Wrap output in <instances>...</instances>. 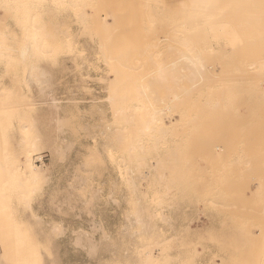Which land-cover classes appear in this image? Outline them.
<instances>
[{
    "label": "rangeland",
    "instance_id": "1",
    "mask_svg": "<svg viewBox=\"0 0 264 264\" xmlns=\"http://www.w3.org/2000/svg\"><path fill=\"white\" fill-rule=\"evenodd\" d=\"M8 1L16 2L18 0ZM37 1L40 3H38V9L42 8L39 12L44 11L41 14L43 17L40 15V18L29 19L6 18L7 30L4 41L8 46L11 45L13 51L11 55L13 53L14 58L19 57L18 54L23 48V44L26 45L31 42L33 37L32 26L37 27V42H39L37 46L39 44L42 46H38L39 50L35 53L36 55L34 54L35 57L38 54L37 58L31 55L33 58H26L23 62L16 58L17 61L9 64V67L0 63V109L2 110H0V163H2L0 172L3 173V176L0 174V264H62L60 258L72 264H264V176L262 177L260 174L259 177L257 174L255 175L257 177L252 176L259 171L258 169H261L258 168L259 162L260 167L264 169V160L259 162L257 160L261 159L264 153L261 158L256 160L254 158V161H257L256 164H248L253 160L244 147L252 139L254 144L257 140L260 142L258 145L264 144L263 136V139L259 140V137L261 139L260 133L256 132L259 134L257 135L255 130L253 134L249 131V128L255 127L253 123L249 128V124L245 125L247 128L245 129L242 123L244 120L241 119L240 123L243 125L239 124L243 128L240 127L242 129H240L241 135L239 133L237 138L241 136L239 140H244L243 138H248L249 134L250 136L252 134L253 138H248L251 141L246 138L243 143L239 144L238 150L234 153L236 157L225 167L227 174L224 171L225 176L219 178L221 182L217 180V187L214 188L216 194L214 193L213 201H218L220 198L219 201L230 203L231 206H227V203L224 205L220 202L217 204L213 202L216 211L212 208L213 210L211 209L210 212L197 218L196 207L202 201L186 199L180 190L177 191V189L182 190L181 186L183 185L182 182V185H179L180 188L177 187L182 180L180 175L179 177L175 173L172 175L174 170L176 173L177 170L180 171L178 158L181 155L179 153H182L179 149H183L180 144L181 141L177 142L179 145L177 150L179 151L171 146L174 143L169 140H163L157 145V148H154L155 141H152L151 137L156 136V133L154 134L153 131L145 132L146 130L144 131L140 128L141 125H138L145 118L148 120V114L142 117V120L139 116L135 120V114L131 113L134 100L140 98L137 88H142V86H139V82L144 86L149 81L160 82L161 79L158 80V78L164 76V81L161 80L163 82L160 84L161 86L158 85L159 87L156 88L157 84L152 86L150 82L149 86L157 91L160 88L159 96L164 93L169 98V94L163 92L168 90L167 88L165 90V87L169 86L170 82L177 81V77L193 75L194 71L190 68L196 66L201 60L203 63L199 62L198 64L208 68L214 62L215 57L219 59L220 62L216 61L217 63L214 62L209 67L211 72L208 73H212L211 75L214 74V76L219 75L217 77H220L222 82L225 77L244 76V68L248 66L247 60L250 58L247 51H251V46L259 48L260 45L259 37L255 36L256 39L258 38L257 45L256 39H252L250 35L252 31L258 32L259 30L256 28V23L259 24L258 18H264V0H202L198 4H178L176 6H169L163 0H154L153 2L151 0ZM54 3L56 5L53 6ZM128 3L129 6H127ZM44 6L47 10L44 9ZM233 6L237 7L234 8ZM116 11L118 12L116 13ZM83 16L85 17L83 18ZM68 18H71L70 27H68ZM83 38L94 48L92 63H90L86 47L84 48L79 43ZM111 41L112 43H110ZM40 51H45L46 54H41ZM48 51H52V53L49 54ZM217 52L219 54L215 55ZM143 53L145 54L143 55ZM188 53L189 55H187ZM244 53L248 55L246 56ZM193 54L197 60L198 55L201 56V60H196V64ZM185 56L190 58L192 56L191 59L194 61L192 64H194L192 65L185 60ZM181 57L182 59H180ZM204 57L206 60L209 57L207 66L204 64L206 62ZM151 58L152 61L149 60L148 62V59ZM153 62L156 64L154 65ZM174 62L177 63L173 64ZM209 62L212 63L209 64ZM198 64L197 66H199ZM28 65L38 66V72H43V75L39 76V81L32 80L27 74ZM121 65L127 67V70L125 69L127 72H124V66ZM181 66L183 68L186 66L188 71L179 70L183 69ZM158 67H161L160 71ZM162 67L165 69L162 70ZM142 68L145 70L144 72ZM170 68L174 69L171 70ZM15 69L16 75L14 74ZM182 71L185 75L182 74ZM226 71L227 73H225ZM178 72L179 75H177ZM195 72L198 71L195 70ZM204 72L205 70H202L201 74ZM175 73L177 74L175 75ZM205 73L207 74V72ZM170 74L174 75L173 77L176 79H171L173 77ZM206 74L204 75L206 76ZM242 79L244 78L242 77ZM167 80L171 81L167 83ZM212 80L216 81L217 79ZM220 80L217 81L221 82ZM240 80L237 81L240 83L245 81ZM184 81L187 82L188 80L183 79ZM111 83H117L113 87L116 91V94L112 96L113 98H109L107 93L108 85ZM249 85L252 84L249 82ZM172 87L176 88V86ZM243 87L246 88L240 86L239 90H244ZM148 91L149 89L144 90V93L146 94ZM130 95L136 96L129 99ZM124 96H128L127 100ZM152 96L150 99H155L154 96L151 98ZM159 96H156L155 101ZM254 96H250V99L248 98L249 100L247 99L243 104L247 105L248 101L253 99V101L259 102H257V107L264 106V93L261 98ZM144 98L140 99L143 100ZM160 100L163 101V98ZM158 101L157 105L155 103L156 106L152 105L153 100L147 103L151 104V107H156L157 110L158 107H161L160 110L164 109L162 107L167 102L163 101V105L158 106ZM149 104H146L147 113L150 109ZM244 106L242 105L238 109V114H243L240 117L248 115L251 111L253 115L256 113H253L256 110L254 104V107L250 104L247 107ZM252 108L255 110L253 111ZM258 111V115L255 114L256 119L253 118L252 120L250 118L252 116H248L249 119L246 117L248 119V121L245 120L246 123L253 121L254 124H260L261 121L259 120H263L264 123V115L262 114L264 112H260L263 115V118L261 115L260 118ZM161 114L156 115L158 117ZM121 118H125V120ZM254 119L256 122L258 119V122L255 123ZM256 128L258 129L257 126ZM137 129H139L138 133H136ZM245 130L249 131L246 132L248 136L243 134ZM141 131L143 134H140ZM259 131L262 132L260 128ZM30 135L35 136L31 137ZM36 136L38 149L32 153V164L39 172V178L37 185H30L31 182L26 180L24 176L16 174V172L13 173L14 175H10L8 172L16 167L15 161L29 148L30 138H36ZM236 140L238 141V139ZM246 140L247 143H245ZM255 147L256 144L252 146L254 151ZM174 150L176 153L173 155ZM251 152L252 157H254L255 152ZM212 153L214 156L218 155L217 150L212 151ZM241 155L242 158L239 159L238 157ZM147 156L153 158L149 161ZM174 156L178 157V161L173 162L176 165L172 163L175 160ZM147 161L152 164L150 165ZM158 161L161 164L157 165ZM155 164L158 169L159 167L163 168L164 172L156 168L155 174L154 170L151 169L152 165L156 167ZM250 165L253 166V170H250L253 174L247 177ZM239 167L241 170L244 169L241 171ZM255 167L257 169H254ZM168 168L169 171L166 170ZM234 170L236 171L235 174ZM262 172L264 173V171ZM151 173H154L153 177H151ZM242 174L246 175L243 177ZM171 176L173 177L171 178ZM154 177L160 180L158 181ZM254 178L255 182L253 181ZM162 180L169 181V188H163V184H160ZM233 180L236 183H233ZM246 180L251 183H248V190L245 191L244 189L247 188L244 181ZM131 181L133 185L136 184V187L134 186L136 190L139 188L138 193L132 187L133 185H130ZM227 181H230L234 190H237L235 186H238L237 184L240 182L244 184V189L242 185L240 189L237 187L240 190L239 193L234 194L235 191H231L232 188L227 191V187H225ZM170 182L174 183L173 186L177 188L176 190L170 186L172 185ZM230 184L228 182V188ZM219 186H221L222 191L221 189L218 190ZM157 190L163 192L164 196L167 195L165 198H163L164 196L160 198L164 204L160 208L157 206L159 202L157 204L153 199ZM225 193L226 195H224ZM228 193L229 195H227ZM180 194L184 196V200L181 196L179 197ZM137 195L138 197H136ZM235 195L236 200L242 196L236 204L234 203L235 199H233ZM145 196L146 199L144 200ZM168 197L170 198L167 199ZM243 198L245 203L249 205L241 201L244 200ZM247 198H249V202L246 201ZM180 200H182L183 208ZM191 201L198 203L195 206L194 202V206H191ZM184 202L190 203L185 204L188 207L184 205ZM217 206L227 208V210L229 207L233 210L230 209L228 212L225 209V211L219 212L223 208L218 209ZM259 206L263 209L261 215ZM154 207L160 209V216L166 218L163 219V222L169 221L162 223L160 221L162 219L155 217ZM252 207L255 212H253ZM246 209L252 211L249 213ZM244 210L246 214L248 212L251 218L248 214L243 213ZM207 215L211 216L208 217ZM138 217L143 218V222L145 220L148 222L137 224L136 219ZM26 227L31 233V238L28 242H23L21 236ZM58 258L60 262H58Z\"/></svg>",
    "mask_w": 264,
    "mask_h": 264
},
{
    "label": "bare ground",
    "instance_id": "2",
    "mask_svg": "<svg viewBox=\"0 0 264 264\" xmlns=\"http://www.w3.org/2000/svg\"><path fill=\"white\" fill-rule=\"evenodd\" d=\"M127 1H129V0H127ZM131 1V0H130ZM202 0H183L182 2H178L179 4H181V5H185V4H190V5H192V4H198V3H200ZM177 2V1H176ZM236 2V4H237V1H235ZM38 3H39V1H37V0H33V1H30V0H18V1H16V2H9L8 0H0V63H2V64H4L6 67H9V64H11V63H13L14 61H17V59L19 58L20 59V61H24L26 58H28V59H30V57H31V55H33L34 56V54L37 52V50H39L38 49V46H42L41 44H39L38 46H37V44L39 43V42H37L38 41V39H37V33H36V31H37V27L36 26H32V30H33V32H32V35H33V37L31 38V42L29 43V44H31V45H29V44H26V45H24L23 44V48H21V50L19 51V57L17 58L16 56V58H14L12 55H13V53H12V55H11V52H13L12 50H11V45L9 44V46H8V44L4 41V38H5V34H6V30H7V25H6V18H22V19H25V18H27V19H29V18H40V15L41 14H43L44 13V11H40L39 12V10H42V8L41 9H38ZM100 3V2H99ZM122 3V2H121ZM40 4V3H39ZM235 3H234V5H236ZM54 5H56L55 3L53 4V6ZM121 5V4H120ZM58 6V5H57ZM99 6V5H98ZM122 6V5H121ZM127 6H129V3H128V5ZM39 7H40V5H39ZM59 7V6H58ZM124 7V6H123ZM234 8H236L235 6H233ZM46 8V6H44V9ZM99 8H100V6H99ZM117 8H118V6H117ZM117 8H116V10H117ZM128 8V7H127ZM49 9V8H48ZM101 9V8H100ZM100 9H99V11H100ZM46 10H47V8H46ZM119 10V9H118ZM234 10V9H233ZM101 12H102V10H101ZM118 11H116V13H117ZM121 12V11H120ZM119 12V13H120ZM179 12H180V10H179ZM47 13V12H46ZM45 13V14H46ZM44 14V15H45ZM99 14V13H98ZM122 14V13H121ZM120 14V15H121ZM47 15V14H46ZM82 15V14H81ZM41 17H43L42 15H41ZM85 16H83V18H84ZM45 18V17H44ZM128 19V18H127ZM254 19H256V18H254ZM259 20V24L258 23H256L257 24V27L256 28H258L257 30H258V32L255 30V28L253 27V29L255 30V31H250L251 32V35H250V37H252V39H256L255 38V36H258L259 37V48H256V47H253V46H251L252 47V49H250L251 51H252V53H250L251 51H247V53L248 54H250L249 55V59L247 60L248 62H249V64H248V66L247 67H245L244 69H245V74H244V76H242L244 79H242V77L241 76H230V77H225V80L222 82V79L220 80V77H217V76H219V75H216V76H214V74L213 75H211V74H209L208 72H211L210 70H209V67L211 66V65H213L214 64V62H216V61H219V59L217 58V57H215V55H218L219 54V52H217L215 55H214V62L212 63V62H209V64H211V65H209V67L207 68H205V67H203V65L201 66V65H199L198 63L200 62V63H203V62H201L202 60L200 59V55H198L199 56V58H198V60H201V61H198L196 58L197 57H195V55L193 56V57H195V64H196V60L198 61V65L199 66H197V64H196V66H192V68H190V69H192L193 71H194V73H193V75L191 74V75H188V76H182L181 78H182V80L180 81V77H177V81H175V82H170V88L172 89H170L169 88V86H166V85H164L163 84V86H166L165 87V90H167V91H163V92H165V94H169L168 96H169V98H167L165 95H164V93H161V95L162 96H159V93L161 92L160 91V88L158 89L159 91H157L155 88H153L152 86H153V84H154V86H155V84H157L155 87L157 88V87H159V86H161L160 84L161 83H163L162 81H164L163 79L165 78L163 75H162V73H160L161 74V76H163V78H158V80L159 79H161L160 80V82H156V83H153V81H149L150 83H151V87L149 86V82L148 83H145V84H148L147 86L144 84V86L141 84V82H139L138 84H139V86L141 87L142 86V88H137V90L139 91L138 93L140 94L139 96H140V98H142V97H145L143 100H141L140 98H138V99H136V100H134L135 101V103H134V106L132 107V114L134 115L135 114V116H136V118H134L135 120L137 119V117L139 116V118L141 119L142 117H144V116H146L147 114V118H148V120L146 119H144L143 120V122H141V123H138L137 121H136V124L138 123V125L140 126V128H142V129H144V131L145 132H147V131H149V132H154V134L156 133V136L155 135H153L152 137H151V139H152V141L154 140L155 141V144H153L154 145V148H157V145L158 144H160L163 140L164 141H172L173 143H174V145L172 144L171 145V143H170V145L173 147L174 146V148L177 150V148H179L178 146V144H177V142H179V141H181L180 142V144H181V146H182V150H181V148L179 149L180 151H182V153H179V154H181L180 155V157L178 158L177 156H174V159L176 160H174V161H172V163L173 162H177L178 161V159H179V165H178V167H180V168H178L180 171H178L177 170V168L176 167H174V169L176 168V170H177V173H176V171L174 170H171V171H173L172 172V175L175 173L176 175H178V177H179V175H180V177H181V181H180V183L178 184V188H180L179 187V185H182L181 186V188H182V190L181 189H177V188H175L174 186H173V182H170L172 185H170V186H172V188L174 187L175 188V190L177 189V191L178 190H180V193H183L182 195H184L185 196V198L187 199V198H189L188 200H196V201H202L201 202V204L198 206L197 205V211H196V209H194L197 213H196V215L198 214V216H197V218H200L199 216H202V214L204 215V214H206L207 212H210L211 211V209L212 208H214V210L216 211V209H215V206H213L214 205V203L216 202V204L218 203V202H220V204H224L225 205V203H227V202H222V201H219L220 200V198H219V196H220V194L218 195V197H216L217 199L219 198V200L218 201H213V197L215 196V194H216V192H214V188L215 187H217L216 186V184L218 183V181L217 180H219V178H221L223 175H224V171H225V174H227L226 173V170H225V167L226 166H228V163L230 162V161H232V159L234 158V157H236L235 155H234V153H235V151H237L238 149V146H239V144H241V143H243V141H245V139L247 138L246 136V138H243L244 140H242V139H240L239 140V138L241 137V136H239V138H237V136H238V134L240 133V129L241 128H243V127H241L240 126V124L241 125H243L244 127H245V125H248V128L249 127H251V125H252V123H253V126H255V127H253V129H251V128H249V131L253 134V131L255 132V134H257V133H260V136H261V139H260V137H259V140H262L263 138H264V123L262 122L263 120H259V121H261V123L260 124H262L263 123V125H260V124H258L257 122H258V119H257V122H256V118H255V114H256V116L258 115L257 114V111L259 110V108H260V110L258 111L259 112V117H260V112L262 111V112H264V108L262 109V107H264V106H261V104H259L261 107H257L256 105H257V102L258 101H253V99H251L250 101H248V103H247V105H249L250 104V106H253V104H254V106L256 107V110L254 111L253 110V108H252V110L254 111L253 113H255L254 115L253 114H251L252 113V111L248 114V115H246V116H244L245 117V119H244V117H240V116H243V114L242 115H239L238 113V109H239V107H241L242 105L244 106H246L247 107V105L246 104H243L244 102H246L247 101V99L250 97V96H252V95H255V96H257L258 98L260 97L261 98V96L263 95V93H264V18H258ZM94 20V19H93ZM253 20V19H252ZM129 21V20H128ZM98 23H99V21H97ZM114 23V22H113ZM125 23H126V21H125ZM129 23V22H128ZM22 24V23H21ZM25 24V23H24ZM111 24V23H110ZM251 24V23H250ZM255 24V23H254ZM255 24V25H256ZM97 25V24H96ZM115 25V24H114ZM127 25V24H126ZM98 26H100V25H98ZM94 28V27H93ZM100 28V27H99ZM110 28H111V26H110ZM252 28V27H251ZM120 29V28H119ZM121 30V29H120ZM119 30V31H120ZM252 30V29H251ZM101 31V30H100ZM122 31V30H121ZM247 32L249 33V31L247 30ZM254 32V33H253ZM248 33H246L247 35H248ZM115 34V33H114ZM259 34V35H258ZM82 35V34H81ZM76 36V35H75ZM114 36V35H113ZM113 36H111V37H113ZM129 36V35H128ZM101 37V36H100ZM99 37V38H100ZM107 37V36H106ZM134 37V36H133ZM249 37V36H248ZM249 37V38H250ZM150 38V37H149ZM182 38H183V36H182ZM186 38V37H185ZM102 39V38H101ZM105 39V38H104ZM127 39V38H126ZM129 39V38H128ZM187 39H188V37H187ZM258 39V38H257ZM255 40L256 42L258 41V40ZM124 40H125V38H124ZM147 40V39H146ZM151 40V39H150ZM207 40V39H206ZM184 41V40H183ZM252 41V40H251ZM254 41V42H255ZM28 42V41H27ZM182 42V41H181ZM246 42V41H245ZM68 43V42H67ZM110 43H112V41L110 42ZM121 43V42H120ZM135 43V42H134ZM252 43V42H251ZM45 44V43H44ZM43 44V45H44ZM178 44V43H177ZM256 44V43H255ZM105 45V44H104ZM115 45V44H114ZM257 45H258V42H257ZM45 46H46V44H45ZM117 46V45H116ZM175 46V45H174ZM39 47V48H40ZM107 47H109L108 45H107ZM136 47V46H135ZM248 47V46H247ZM56 48V47H55ZM111 48V47H110ZM250 48V47H249ZM254 48V49H253ZM247 49V48H246ZM53 50V49H52ZM106 50V49H105ZM169 50V49H168ZM167 50V51H168ZM188 50V49H187ZM189 50H190V48H189ZM238 50V49H237ZM139 51V50H138ZM137 51V52H138ZM157 51V50H156ZM197 51V50H196ZM209 51V50H208ZM225 51V50H224ZM246 51H244V52H246ZM254 51V52H253ZM39 52V51H38ZM68 52V51H67ZM136 52V51H135ZM139 52H141V51H139ZM143 52H146V51H143ZM188 52V51H187ZM186 52V53H187ZM191 52H192V50H191ZM221 52H223L222 50H221ZM9 53H10V55H9ZM40 53L42 54V53H45V51H40ZM48 53L50 54V53H52V51H48ZM170 53V52H169ZM168 53V54H169ZM240 53H241V51H240ZM46 54V53H45ZM108 55H109V53H107ZM145 53H143V55H144ZM153 54V53H152ZM181 54V53H180ZM183 54H184V52H183ZM191 54V53H190ZM198 54H200V53H198ZM244 54H246V53H244ZM248 54H246V56L248 55ZM36 55V54H35ZM40 55V54H39ZM142 55V56H143ZM186 55V54H185ZM187 55H189V53L187 54ZM203 55V54H202ZM213 55V54H212ZM212 55H211V57H212ZM33 56L31 57V58H33ZM37 56H38V54H37ZM37 56L35 57V58H37ZM43 56V55H42ZM139 56H141V55H139ZM146 56V55H145ZM192 56H191V58H192ZM244 56V55H243ZM44 57V56H43ZM62 57V56H61ZM147 57V56H146ZM151 57V56H150ZM149 57V58H150ZM158 57V56H157ZM175 57V56H174ZM186 57V59L185 60H187L189 63H191L192 64V59L189 57V56H185ZM34 58V59H35ZM68 58V57H67ZM109 58V57H108ZM155 58V57H154ZM177 59H178V57H176ZM205 58V60H206V57H204ZM16 59V60H15ZM18 59V60H19ZM34 59H32V60H34ZM180 59H182V57L180 58ZM202 59H203V56H202ZM208 60H209V57L207 58ZM245 59V58H244ZM36 60V59H35ZM134 60H136V59H134ZM149 60H151L152 61V58L151 59H148V62H149ZM173 61H174V59H172ZM176 60V59H175ZM179 60V59H178ZM208 60H206V62L204 63L205 65L206 64H208L207 63V61ZM212 60V59H211ZM27 62H29L28 60H26ZM112 61V60H111ZM154 61H155V59H154ZM193 61V62H194ZM204 61V60H203ZM138 62V61H137ZM142 62V61H141ZM156 62V61H155ZM220 62V61H219ZM112 63V62H111ZM110 63V64H111ZM119 63V62H118ZM177 63V62H176ZM175 62L173 63V64H176ZM217 63V62H216ZM30 64V63H29ZM35 64H36V62H35ZM113 64V63H112ZM153 64H154V62H153ZM156 64V63H155ZM154 64V65H155ZM172 64V63H171ZM194 64V63H193ZM192 64V65H193ZM221 64V63H220ZM136 65H137V63H136ZM146 65V64H145ZM182 65V64H181ZM218 65V64H217ZM29 66V65H28ZM120 66V65H119ZM122 66V65H121ZM124 66V65H123ZM122 66V67H123ZM128 66V65H127ZM139 66V65H138ZM158 66H159V64H158ZM161 66H162V64H161ZM180 66V65H179ZM184 66V65H183ZM189 66H191L190 64H189ZM207 66V65H206ZM221 66H222V64H221ZM241 66V65H240ZM121 67V68H122ZM132 68H133V66H131ZM145 67V66H144ZM157 67V66H156ZM155 67V69H157ZM167 67H169V66H167ZM166 67V68H167ZM182 67V66H181ZM181 67H179V68H181ZM188 67V66H187ZM224 67V66H223ZM108 68H109V65H108ZM127 67L126 66H124V72L127 70L126 69ZM128 68H129V66H128ZM146 68V67H145ZM154 68V67H153ZM159 68V67H158ZM183 68V67H182ZM212 68V67H211ZM2 69V68H1ZM25 69V68H24ZM38 69H39V67L38 66H35V65H30L29 66V68H27V71H28V75H30V78L32 79V80H35V81H39V76H42L43 75V72L41 71L40 73L38 72ZM126 69V70H125ZM139 69V68H138ZM141 69V68H140ZM163 69H165L164 67H162V70ZM171 69V68H170ZM174 69V68H173ZM173 69H171V70H173ZM185 69V71L187 70L186 69V66L183 68V69H179V70H184ZM222 69V68H221ZM229 69V68H228ZM232 69V68H231ZM243 69V68H242ZM41 70V69H40ZM134 70H135V68H134ZM142 70H143V68H142ZM159 71L161 70V67L158 69ZM168 70V69H167ZM195 70H197L198 72L196 73L195 72ZM199 70H205V72H207V74H209L208 76H207V74L204 72V74H206V76L204 75V74H201V71L199 72ZM212 70V69H211ZM214 70H215V67H214ZM222 70H224V69H222ZM16 71V69L14 70V74L16 73L15 72ZM35 71H37V72H35ZM130 71V70H129ZM136 71H137V69H136ZM135 71V72H136ZM138 71H140L141 72V70H138ZM145 70H143V72H144ZM166 71V70H165ZM170 71V70H169ZM175 71V70H174ZM188 71V70H187ZM127 72V71H126ZM131 72H133L132 70H131ZM134 72V73H135ZM175 72H177V71H175ZM213 72V71H212ZM13 73V72H12ZM39 73V74H38ZM165 73H167V71L165 72ZM164 73V74H165ZM171 73V72H170ZM188 73V72H187ZM197 75H196V74ZM225 73H227V71L225 72ZM21 74V73H20ZM27 74H26V76H27ZM142 74V73H141ZM150 74V73H149ZM158 74V73H157ZM177 73H175V75H176ZM182 74L183 75H185L184 73H183V71H182ZM229 74V73H228ZM16 75V74H15ZM18 75H19V73H18ZM171 75V74H170ZM177 75H179V72H178V74ZM21 76V75H20ZM144 76V75H143ZM150 76V75H149ZM148 76V77H149ZM167 76V75H166ZM172 76V75H171ZM174 76V75H173ZM172 76V77H173ZM225 76V75H224ZM224 76H222L223 78H224ZM2 77V76H1ZM126 77V76H125ZM128 77V76H127ZM145 77V76H144ZM169 77V76H168ZM215 77H217V78H215ZM146 78V77H145ZM150 78V77H149ZM227 78V79H226ZM27 79V78H26ZM25 79V80H26ZM130 80H131V78H129ZM142 79V78H141ZM170 79V78H169ZM171 79H176V77L174 78H171ZM183 79H185V80H188L187 82H183ZM212 79H219L221 82H218L217 80L216 81H214V80H212ZM245 80L243 83H240L239 81H237V80ZM22 80V79H21ZM134 80V79H133ZM152 80V79H151ZM178 80H179V83H177L178 82ZM200 80H203V81H200ZM206 80V81H205ZM240 80V81H241ZM1 81V80H0ZM127 81H128V79L126 80V83H127ZM146 81V80H145ZM168 82L167 83H169V81H171V80H167ZM3 82V81H2ZM27 82V81H26ZM31 82V81H30ZM137 82V81H136ZM249 82L252 84V85H249ZM22 83V82H21ZM125 83V84H126ZM131 83V82H130ZM129 83V84H130ZM134 83V82H133ZM165 83V82H164ZM166 83V84H167ZM26 84V83H25ZM24 84V85H25ZM122 84V83H121ZM115 85H117V83H111V84H109L108 85V88H107V93H108V95H109V98H111L112 96H113V94H116L115 92V89H113V87L115 86ZM120 85V84H119ZM123 85H124V81H123ZM159 85V86H158ZM168 85V84H167ZM245 86L246 88H244V90L242 89V90H239L240 88V86ZM29 86V85H28ZM172 86H176V88L175 87H172ZM20 87V86H19ZM120 87V86H119ZM132 87H133V85H132ZM131 87V89H133ZM147 87V88H146ZM125 88V87H124ZM129 88V87H128ZM136 88V87H135ZM145 88V89H144ZM167 88V89H166ZM18 89V88H17ZM117 89V88H116ZM119 89H121V87L119 88ZM149 89V91L148 92H146V94L144 93V90H148ZM19 90V89H18ZM29 90V89H28ZM170 90V91H169ZM117 91H118V89H117ZM126 91V90H125ZM152 91H154V93H152ZM155 91H157L156 93H155ZM31 92V91H30ZM128 92V91H127ZM132 92V91H131ZM130 92V93H131ZM150 92H151V95H150ZM167 92V93H166ZM23 93V92H22ZM135 93H136V91H135ZM134 93V94H135ZM158 93V94H157ZM125 94H126V92H125ZM128 94H129V92H128ZM132 94H133V92H132ZM142 94V95H141ZM148 94V95H147ZM152 94H153V96L155 97V99H152L153 100V102H151L152 100L150 99V96H152ZM156 94V95H155ZM16 95H17V93H16ZM137 95V94H136ZM136 95H134V96H136ZM150 95V96H149ZM115 96V95H114ZM133 96V95H132ZM131 95L129 96V99L132 97ZM134 96H133V98H134ZM138 95H137V97H139ZM149 96V98H147V99H149V100H147L146 99V97H148ZM151 97V98H154V97ZM156 96H159V97H161V98H163V101L164 102H167L166 104H164L165 106L164 107H162V108H164V109H161L160 110V108L161 107H158V106H160V105H163V101H161L160 99H159V97H157V101H158V99H159V101H158V110L156 109V107H151L152 105H155V103H156V105H157V101H155L156 100ZM165 96V97H164ZM254 96V97H255ZM125 97V96H124ZM256 97V98H257ZM113 98V97H112ZM126 98H128V96L127 97H125V99ZM166 99V101H165V99ZM250 99V98H249ZM248 99V100H249ZM107 100H109V99H107ZM127 100V99H126ZM148 101H150L151 103H152V105L151 104H149V103H147ZM162 102V104H161V102ZM75 102V101H74ZM146 102V103H145ZM53 103H55V102H53ZM154 103V104H153ZM259 103V102H258ZM146 104H149L148 106H149V111H148V113H147V106H146ZM155 105V106H156ZM241 105V106H240ZM264 105V104H263ZM244 106V107H245ZM253 106V107H254ZM123 107H124V105H123ZM243 107V108H244ZM125 108V107H124ZM123 108V109H124ZM6 109V108H5ZM9 109V108H8ZM157 111H156V110ZM247 109V108H246ZM1 110V109H0ZM10 110V109H9ZM125 110V109H124ZM2 111V110H1ZM127 111V110H126ZM146 111V112H145ZM247 111H249V110H247ZM120 112V111H119ZM122 112V111H121ZM128 112V111H127ZM134 112V113H133ZM145 112V113H144ZM160 112V113H159ZM165 112V114H163V113ZM244 112V111H243ZM246 112V111H245ZM261 112V113H262ZM118 113V112H117ZM125 113V112H124ZM129 113V112H128ZM162 113V114H161ZM248 113V112H247ZM126 114V113H125ZM124 114V115H125ZM131 114V115H132ZM159 115V114H161L160 116H158L157 117V115ZM263 115H264V113H262ZM123 115V114H122ZM123 115V116H124ZM133 115H132V118H133ZM163 115V116H162ZM263 115H261V117L263 116ZM121 116V115H120ZM134 116V117H135ZM162 116V117H161ZM248 116H252V117H250L252 120H253V118H255L254 120H255V123H257V124H254V122L253 121H251L250 123H246V121H248V119H249V117ZM246 117H248V119L246 118ZM260 117V118H261ZM156 118H158V119H156ZM243 118V119H242ZM263 118V117H262ZM58 119V118H57ZM121 119H123V120H125V118H121ZM244 120V122H242V123H240V121H242V120ZM247 119V120H246ZM264 119V118H263ZM127 120V119H126ZM129 120V119H128ZM127 120V121H128ZM135 120H134V122H135ZM142 120V119H141ZM246 120V121H245ZM69 123V122H68ZM125 123V122H124ZM130 123V122H129ZM240 123V124H239ZM246 123V124H245ZM133 124V123H132ZM259 125V126H258ZM128 126V125H127ZM130 126V125H129ZM136 126V125H135ZM256 126L258 127V129L256 128ZM261 126V127H260ZM241 127V128H240ZM32 128H34V127H32ZM257 130H256V129ZM259 128L261 129V131L263 132H260L259 131ZM35 129V128H34ZM245 129H247L246 127H245ZM263 129V130H262ZM31 130V129H30ZM242 130V129H241ZM138 131H139V129H137V132L136 133H138ZM248 131V130H247ZM246 130H245V133L243 132V134L245 135L246 134V132H247ZM248 131V132H249ZM128 132V131H127ZM147 133L148 135L150 134V133ZM257 132V133H256ZM31 133H34V132H31ZM86 133V132H85ZM140 134H143V131H141L140 132ZM158 134V135H157ZM243 134H242V136H243ZM249 134V133H248ZM252 134H251V136H250V134H249V137L248 138H250L251 139V137H252ZM255 134H254V137H255ZM261 134H263V135H261ZM137 135V134H136ZM146 135V134H145ZM147 135V136H148ZM239 135H241V133L239 134ZM247 135V134H246ZM257 135H259V134H257ZM31 136V135H30ZM29 136V137H30ZM32 136H35V135H32ZM31 136V137H32ZM131 136V135H130ZM146 136V137H147ZM248 136V135H247ZM262 136H263V138H262ZM145 137V138H146ZM149 137V136H148ZM244 137V136H243ZM25 138V137H24ZM28 138V137H27ZM139 138V137H138ZM248 138H247V140H248ZM253 138V137H252ZM40 139V138H39ZM135 139H137V138H135ZM134 139V140H135ZM236 139H238V141L236 140ZM249 139V140H250ZM255 139V138H254ZM256 139H257V136H256ZM26 140V139H25ZM37 136H36V138L34 137V138H30V142H29V148L23 153V155L17 160V161H15L17 164H16V167L12 170V171H9L8 173L11 175V174H13L14 172H16V174L18 173V174H20V175H22V176H24L25 178H26V180L28 179L30 182H31V184L30 185H37V183H38V176H39V172L33 167V164H32V153H34L35 151H37V144H36V142H37ZM139 140V139H138ZM247 140H246V142L245 143H247ZM248 140V141H249ZM27 141V140H26ZM136 141V140H135ZM251 141V140H250ZM252 141H253V139H252ZM251 141V142H252ZM23 142V141H22ZM39 142V141H38ZM45 142V141H44ZM251 142H248L247 143V146H246V144H245V151L246 152H249L250 153V157H251V159L253 160L251 163H249L248 161V164H256L257 163V161L255 162L254 161V158H255V160L257 159V158H261V155L264 153V151H263V148H264V144H259L258 145V140L256 141V147H255V151H254V149L252 148V146H254L255 144H254V142H252V145H251ZM125 143H127V142H125ZM124 143V144H125ZM137 143V142H136ZM166 143V142H165ZM236 143V144H235ZM260 143V142H259ZM261 143H262V141H261ZM263 143H264V141H263ZM177 144V145H176ZM235 144V145H234ZM139 145V144H138ZM148 145V144H147ZM166 145V144H165ZM165 145H163V146H165ZM258 145V146H257ZM45 146V145H44ZM127 146V145H126ZM167 146V145H166ZM170 146V147H171ZM161 147V146H160ZM159 147V148H160ZM40 148V147H39ZM132 148V147H131ZM140 149H141V146L139 147ZM164 148V147H163ZM243 148H241V149H243ZM45 149V148H44ZM162 149V148H161ZM253 149V150H252ZM25 150V149H24ZM56 150V149H55ZM70 150V149H69ZM131 150V149H130ZM179 150H177V151H179ZM218 151V155H215L214 156V153H212V151ZM240 150V149H239ZM129 151V150H128ZM149 151V150H148ZM148 151H146L147 153H148ZM153 151V150H152ZM241 151V150H240ZM251 151H253V152H255L254 154V157H252L253 156V154H251L252 152ZM142 152V151H141ZM170 153H172L171 151H169ZM152 153V152H151ZM159 153V152H158ZM176 152H175V150H174V153H172L173 155L175 154ZM240 153V152H239ZM248 153V154H249ZM150 154V153H149ZM217 154V153H216ZM247 154V155H248ZM130 155V154H129ZM168 156V155H167ZM170 156V155H169ZM218 156V157H217ZM243 156H244V153H243ZM238 157V156H237ZM247 157H249V156H247ZM264 154L262 155V158L261 159H257L258 160V162L259 161H261L262 159L264 160ZM147 158L149 159V161H150V159L151 158H153V157H151V156H147ZM146 158V159H147ZM165 158H166V156H165ZM178 158V159H177ZM239 159L240 158H242V155H241V157L239 156L238 157ZM244 158V157H243ZM157 159V158H156ZM144 160V159H143ZM164 160V159H163ZM250 160V159H249ZM262 160V161H263ZM156 161V160H155ZM165 161H166V159H165ZM168 161H170V160H168ZM153 162H154V160H153ZM201 162H204L202 165L200 164ZM264 162V161H263ZM91 163V162H90ZM147 163H150V162H148L147 161ZM155 163V162H154ZM163 163H164V161H163ZM152 163H150V165H151ZM157 165L158 164H161V162L160 161H158L157 163H156ZM155 164V165H156ZM166 164V163H165ZM178 164V163H177ZM1 165H2V163H0V167H1ZM149 165V164H148ZM157 165H156V167L155 166H153L152 165V168L151 169H153L154 170V173H155V169L157 168ZM167 165H168V163H167ZM173 165H176V163L174 164L173 163ZM245 165V164H244ZM252 165H250V169H249V171H247V177L249 176V175H252L253 174V172H251L252 170H253V166ZM260 162H259V167L258 166H256V167H258V168H261V169H258L259 171H257V170H255V171H257L255 174H253L252 176L253 177H257V176H255L256 174L258 175V177L260 176V175H262V177L264 176L263 174V172L262 171H264V169L262 168V167H260ZM172 166V165H171ZM236 167V166H235ZM238 167V166H237ZM243 167V166H242ZM254 168V169H257V168ZM143 168V167H142ZM141 168V169H142ZM166 168V167H165ZM240 168V170H241V167H239ZM239 168H238V170H239ZM1 169V168H0ZM158 169V168H157ZM163 169V168H162ZM160 167H159V171H163L164 172V170H162ZM236 169V168H235ZM244 169V168H243ZM242 169V170H243ZM252 169V170H251ZM166 170H168L169 171V168L168 169H166ZM231 170H232V168H231ZM239 170V171H240ZM241 170V171H242ZM251 170V171H250ZM157 171V170H156ZM261 171V172H260ZM234 172V174H235V170L233 171ZM246 172V171H245ZM244 172V173H245ZM251 174H250V173ZM259 172V173H258ZM128 173V172H127ZM154 173H151V177H153L152 175L154 174ZM162 173V172H161ZM160 173V174H161ZM231 173H232V171H231ZM263 173V174H262ZM0 174L2 175L3 173L2 172H0ZM15 174V173H14ZM13 174V175H14ZM156 174V173H155ZM159 174V175H160ZM166 174H167V172H166ZM237 174V173H236ZM260 174V175H259ZM86 175V174H85ZM119 175H120V173H119ZM143 175V174H142ZM147 175V174H146ZM149 175V174H148ZM147 175V176H148ZM163 175H165L164 173H163ZM243 175V174H242ZM246 175V174H245ZM245 175H243V177L245 176ZM3 176V175H2ZM44 176V175H43ZM175 176V175H174ZM225 176V175H224ZM228 176V175H227ZM238 176V175H237ZM237 176H235V177H237ZM251 176V177H252ZM173 176H171V178H172ZM178 177H176V178H178ZM154 178H156L158 181L160 180V179H158V178H160L159 176H158V178L157 177H154ZM162 178H164V177H162ZM176 178H175V180H176ZM226 178V177H225ZM230 178H231V176H230ZM2 179V178H1ZM136 179V178H135ZM134 179V180H135ZM178 179H180V178H178ZM177 179V180H178ZM224 179V178H223ZM233 179V178H232ZM237 179V178H236ZM244 179V178H243ZM242 179V180H243ZM150 180V179H149ZM241 180V181H242ZM245 180V179H244ZM255 180V178L253 179V181ZM137 181V180H136ZM151 181H152V179H151ZM220 181V180H219ZM231 181V180H230ZM230 181H227V183L225 184V187H227V191L228 190H230V188H232V190L231 191H233L234 189H233V185H231L230 184ZM235 180H233V183H236V182H234ZM132 182V181H131ZM168 182L169 181H163L162 180V183L160 182V184H163V188L164 189H167V188H169V185H168ZM178 182H179V180H178ZM183 182V183H182ZM221 182V181H220ZM228 182H229V184L231 185V187H230V185H229V188H228ZM243 182V181H242ZM245 182V187L247 188V189H244V184L242 183L241 184V182L239 183V184H237L238 186H235L236 188L235 189H237V190H234L235 191V193L234 194H236V192L237 193H239V191L240 190H238V188L240 189V188H242L243 187V189L246 191V190H248V187H247V185H248V183L250 184L251 182H247V180L246 181H244ZM255 182V181H254ZM253 182V183H254ZM130 183V182H129ZM138 183V182H137ZM157 183V182H156ZM182 183V184H181ZM222 183H223V180H222ZM232 183V182H231ZM133 185V182L132 183H130V185ZM134 184H135V182H134ZM139 184V183H138ZM175 184H177L176 182H175ZM241 184V185H240ZM136 185V184H135ZM135 185H133L132 187L134 188V186ZM154 185V184H153ZM219 185V184H218ZM243 185V186H242ZM224 186V185H223ZM222 186V187H223ZM242 186V187H241ZM129 187V186H128ZM136 187V186H135ZM138 187V186H137ZM221 186H219V188H218V190H220L221 188H220ZM238 187V188H237ZM264 187V186H263ZM171 188V187H170ZM135 190H136V188H134ZM134 189H133V192H135L134 191ZM139 188H137V190H138ZM150 189H151V187H150ZM160 189H162L161 187H160ZM136 190V192L138 193V191ZM163 190V189H162ZM152 191V190H151ZM167 191V190H166ZM217 191V190H216ZM221 191H222V189H221ZM223 191L224 192H226V190L225 189H223ZM229 192L230 194L232 193V192ZM81 192V191H80ZM217 192H219V191H217ZM241 192H243V191H241ZM240 192V193H241ZM82 193V192H81ZM153 193V192H152ZM171 193V192H170ZM170 193H169V196H170ZM215 193V194H214ZM229 193L227 194V195H229ZM245 193V192H244ZM139 194H140V192H139ZM134 195H135V193H134ZM152 195V194H151ZM165 194L163 193V192H161V191H156L155 192V194H154V198H153V196H152V198L154 199V202L156 201L157 202V204H158V202H159V204L157 205L158 206V208H160L162 205H164L163 204V200H161L160 198H162L163 196H164ZM173 195H174V191H173ZM176 195H178V194H176ZM222 195V194H221ZM224 195H226V193L224 194ZM239 195V194H238ZM241 195V194H240ZM252 195V194H251ZM142 196V195H141ZM148 196H149V194H148ZM167 196V195H166ZM166 196H164L163 198H165ZM181 196V194L179 195V197ZM184 196H181L182 197V199L184 198ZM136 197H138V195L136 196ZM242 197V196H241ZM241 197H238L239 199L241 198ZM254 197V196H253ZM144 198V197H143ZM170 197H168L167 199H169ZM198 198H200V199H203V200H197ZM215 198V199H216ZM225 198V197H224ZM232 198V197H231ZM146 199V196H145V198H144V200ZM150 199V198H149ZM176 199V198H175ZM174 199V200H175ZM233 199H235L234 201V203L236 204L237 203V201L239 202V199L238 200H236V195H235V198H233ZM244 199V198H243ZM248 199L249 198H247V202H249L248 201ZM152 200V199H151ZM166 200V199H165ZM184 200V199H183ZM187 200V201H188ZM227 200H228V198H227ZM226 200V201H227ZM173 201V200H172ZM178 201V200H177ZM182 200H180V202H181ZM244 204H247V205H249L248 203H245V199L244 200H241ZM264 201V200H263ZM150 202V201H149ZM189 202V201H188ZM188 202H184V205L186 204V203H188ZM195 201H191L190 203H192V205L191 206H194V204H195V206H196V204L198 203H194ZM199 202V203H200ZM214 202V203H213ZM222 202V203H221ZM229 202H232V201H230L229 200ZM138 203V202H137ZM170 203V202H169ZM168 203V204H169ZM182 203V202H181ZM190 203H188V204H190ZM194 203V204H193ZM234 203H232V204H234ZM241 203V202H240ZM251 203V202H250ZM228 204V203H227ZM242 204V203H241ZM149 205H151V204H149ZM160 205V206H159ZM170 205V204H169ZM175 205H176V203H175ZM178 205H179V203H178ZM181 205V204H180ZM156 206V205H155ZM177 206V205H176ZM185 206H187V205H185ZM184 206V207H185ZM227 206H231V204L229 203ZM234 206H237V205H234ZM175 207V206H174ZM180 207V206H179ZM188 207V206H187ZM186 207V208H187ZM190 207V206H189ZM228 207V210H227V208H225L228 212H229V210L230 209H232V208H229ZM246 207V206H245ZM261 206H259V208H260ZM141 208V207H140ZM150 208V207H149ZM151 208H152V206H151ZM155 208V210H154V212L153 213H155L156 214V216L155 217H157V218H160V219H162V220H160V221H162V223H165V222H167V221H169V220H167V221H165V222H163V219H166V218H164L163 216H160V212H159V210L158 209H156V207H154ZM166 208H168V207H166ZM173 208V207H172ZM177 208V207H176ZM175 208V209H176ZM182 208H183V203H182ZM216 208H218V209H220V208H223V210L221 209V211L219 210V212H222V211H225V209H224V207H220V206H217ZM162 209H163V207H162ZM237 209V208H236ZM245 209V208H244ZM247 209H249V207L247 206ZM246 209V210H247ZM261 210H259V209H257V210H259V212L261 211V213H260V215L264 212H262V210L264 209V206H263V209L262 208H260ZM187 210H189V209H187ZM193 210V209H192ZM213 210V209H212ZM233 210V209H232ZM231 210V211H232ZM239 210V209H238ZM252 210H253V212H255L254 210V208L252 207ZM252 210H250V211H248L249 213L252 211ZM191 211V210H190ZM230 211V212H231ZM242 211V210H241ZM240 211V212H241ZM162 212V211H161ZM248 212H247V214H248ZM135 213V212H134ZM195 213V212H194ZM243 213H245V210H244V212ZM165 214V213H164ZM208 214H210V213H208ZM212 214V213H211ZM220 214V213H219ZM238 214V213H237ZM246 213H245V215H247ZM143 215V214H142ZM163 215V214H162ZM236 215V214H235ZM239 215V214H238ZM243 215V214H242ZM244 215V216H245ZM208 216V215H207ZM211 216V215H210ZM210 216H208V217H210ZM248 216H249V214H248ZM256 216V215H255ZM254 216V217H255ZM169 217V216H168ZM168 217H167V219H168ZM243 217V216H242ZM247 217V216H246ZM250 218H251V216H249ZM248 217V218H249ZM257 217H259L258 215H257ZM256 217V218H257ZM186 218V217H185ZM234 219V218H233ZM264 219V218H263ZM263 219H262V221H263ZM135 220V219H134ZM197 220H199V219H197ZM251 220V219H250ZM146 221V220H145ZM144 221V222H145ZM215 221V220H214ZM238 221V220H237ZM144 222H143V218H137L136 219V223L138 224H144ZM146 222H148V221H146ZM145 222V223H146ZM193 222V221H192ZM218 222H219V220H218ZM222 222V221H221ZM253 222V221H252ZM256 222V221H255ZM231 223V222H230ZM238 223V222H237ZM263 223V222H262ZM261 223V224H262ZM190 224V223H189ZM223 224H225V223H223ZM30 238H31V233H30V231L27 229V227L25 228V230H23V233H22V236H21V240L23 241V242H28L29 240H30Z\"/></svg>",
    "mask_w": 264,
    "mask_h": 264
},
{
    "label": "crops",
    "instance_id": "3",
    "mask_svg": "<svg viewBox=\"0 0 264 264\" xmlns=\"http://www.w3.org/2000/svg\"><path fill=\"white\" fill-rule=\"evenodd\" d=\"M132 1H135V0H132ZM153 1L154 0H151V2H153ZM163 1H164V3L168 4L169 6H176L180 2H182L183 0H163ZM70 24H71V18H68V27H70ZM79 43L82 44L84 46V48L86 47V50H87V52L89 54L90 63H92V55H94V48H93L92 44H90V43L88 44V42H87V40L85 38H83L82 41H79ZM60 259H61V263L62 264H72L71 262H69V261H67L65 259H62V258H60ZM58 262H60L59 258H58Z\"/></svg>",
    "mask_w": 264,
    "mask_h": 264
}]
</instances>
